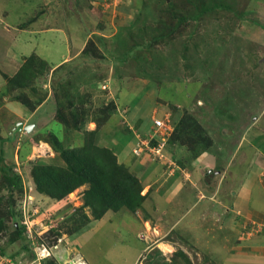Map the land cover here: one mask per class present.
Wrapping results in <instances>:
<instances>
[{
  "label": "rangeland",
  "instance_id": "374dc122",
  "mask_svg": "<svg viewBox=\"0 0 264 264\" xmlns=\"http://www.w3.org/2000/svg\"><path fill=\"white\" fill-rule=\"evenodd\" d=\"M28 71L27 86L13 85ZM156 119L166 122L163 155L126 164L146 197L136 211L96 219L89 184L61 200L37 189L34 164L65 165L51 135L69 148L95 133L98 146L133 155ZM1 151L22 181L11 187L0 171V244L23 261L35 246L26 200L37 245L54 253L47 264H264V215L200 213L202 193L227 187L225 172L250 166L254 152L264 160V0H0ZM188 183L195 193L177 197Z\"/></svg>",
  "mask_w": 264,
  "mask_h": 264
},
{
  "label": "trees",
  "instance_id": "16d2710c",
  "mask_svg": "<svg viewBox=\"0 0 264 264\" xmlns=\"http://www.w3.org/2000/svg\"><path fill=\"white\" fill-rule=\"evenodd\" d=\"M25 69L24 72L27 71ZM29 77H32L29 71L25 76L19 73L11 82L13 85L27 86ZM88 136L82 146L62 148L58 137L51 135V142L55 149L60 151L65 165L34 164L32 174L37 189L61 200L78 187L89 184L84 194L85 205L91 207L96 219L103 217L108 210L118 212L127 208L136 211L141 208L146 197L141 193L140 178L130 171L126 164L119 162L112 148L98 146L95 143V133ZM150 144L157 145L158 141L153 139ZM0 171L11 187H18L21 184L22 178L5 162L3 151L0 156ZM14 214L12 210L13 221ZM4 222L5 218L0 215V231L4 227ZM22 230L21 228L18 231L21 237Z\"/></svg>",
  "mask_w": 264,
  "mask_h": 264
},
{
  "label": "crops",
  "instance_id": "0c3cea01",
  "mask_svg": "<svg viewBox=\"0 0 264 264\" xmlns=\"http://www.w3.org/2000/svg\"><path fill=\"white\" fill-rule=\"evenodd\" d=\"M144 126H145V124H144ZM147 130L152 131L149 129H147ZM131 152H133V150H131ZM117 153H119V155H118L119 160L120 161L122 160L121 161L122 163H124V161H126L125 164H127L128 166L129 165L131 166L133 160H138V159L141 160L140 156L144 155L145 152H143L141 155H137L133 152L132 153L133 155H131L129 151H127V150L125 151V149H122V150L118 151ZM255 154H257V153L254 152L250 156L254 159L253 163L250 166L249 165L246 167L240 166L239 168H236L237 169L236 173L239 172L238 175H236V173L233 174L230 172H227V173L225 172V175H223L224 179H226V178L229 179L230 176H231V178L229 180V183L227 184V187H225V189H222L225 182L222 184L221 187H219V183L217 182V185L219 187V191L222 192V194H218V196H219V197H217L218 199L217 198H211L208 196H204L203 195L204 193L201 194L202 195L201 197H204V199L206 198V199L210 200L207 203H205L206 206L204 207V210H203V208L200 210V213H204L203 218H205V219L207 218L206 222L209 220L208 215H211V216L213 215V216H217L218 218H220V214H221L220 211H222V210H225L226 212L230 211V209H231V208H229L230 205H232V208L238 214H242L245 216L255 214L256 217H260V218H261V216L264 215V179L261 177V174H262L263 169H264V160H262L260 162L259 159L263 158V157H261V155H259V153H258V155H255ZM134 156L137 159H133ZM203 159L201 158L198 160L201 161ZM134 171L138 175L139 174L141 175V173L139 171H136L135 168H134ZM178 172L179 171L174 172V173L176 174ZM182 177H183V175H181V174L179 177L177 175H173V177H171L169 179H171V181L173 179L174 182H175V180L178 181L179 179L182 181ZM233 177L237 178L236 182L232 181ZM173 181L171 183H174ZM231 181H232V184L230 185ZM200 185L203 188H206V189L208 188V187H206L205 181H200ZM194 186L198 187V184L194 185ZM178 188H180V187H178ZM192 189H194V187L192 186V183H188V185H186V186L183 185V187H181V189H180L181 193H178L177 197L181 196L182 193H184L186 190L189 191L191 194L195 193V192H192ZM167 190L170 194L171 190L168 187H167L166 191ZM177 197H175L173 200H171L174 202L173 206H175L177 204L175 202ZM211 211H214L216 213L211 212ZM225 214H227V213H225ZM199 217H201V216L199 215ZM233 218H235V215L233 217H231L230 220H233ZM198 221H199L198 219L196 220V222H194V220H193L191 223H189V225L191 227H194V226L196 227ZM213 221L219 222L220 220L216 221V219L214 217H212V222ZM199 222H201V221H199ZM175 224L169 223V227H173V225H175ZM79 243H81V242H79ZM79 243H78V245H79Z\"/></svg>",
  "mask_w": 264,
  "mask_h": 264
},
{
  "label": "built area",
  "instance_id": "2783aa9c",
  "mask_svg": "<svg viewBox=\"0 0 264 264\" xmlns=\"http://www.w3.org/2000/svg\"><path fill=\"white\" fill-rule=\"evenodd\" d=\"M154 127H156V131H154V134L152 135L151 139L153 140V138L156 137V135L158 133H160V138L157 139L158 144L151 146L150 141L145 143V147L140 148V149H134L133 152L137 155H141L143 152H148L152 155L155 156H161L163 155V149L165 148V138L163 136L164 134V130L166 129V122L162 119H156L155 123H154ZM168 129V128H167ZM27 201H21L20 207H22L21 210V216L23 217L21 222L22 224L25 226L24 229V236L28 239L26 240H30L33 244L34 247H32L31 249L33 250L32 254H33V258L29 261H23L20 257H18L17 255H15L12 252H8L4 249V247L0 244V264H46L48 258H52L54 256H52L54 253L51 252V249L48 248L44 243H42L41 245H37L36 241H35V237L37 236V234L39 233L37 230L34 231V229L32 228L33 223L30 221L31 218V214L33 212V209L28 208L27 209ZM37 211V210H35ZM27 244L26 249L31 246L30 242H29V246L28 243L25 242ZM54 248L57 249L59 248L58 244L54 245ZM29 249V250H31ZM56 257L58 255H55ZM141 257V256H140ZM143 257V256H142ZM69 264H77L76 261H70L68 262ZM135 264H144L143 262H141V259L139 258L138 261Z\"/></svg>",
  "mask_w": 264,
  "mask_h": 264
},
{
  "label": "clouds",
  "instance_id": "9594fccd",
  "mask_svg": "<svg viewBox=\"0 0 264 264\" xmlns=\"http://www.w3.org/2000/svg\"><path fill=\"white\" fill-rule=\"evenodd\" d=\"M55 257H56V256H55ZM57 257H58V256H57ZM52 258H53V257H52ZM59 258L62 259V257H59ZM49 259H50V258H48V260H49ZM48 260H47V261H48ZM68 262H69V261L66 259V263H67V264H69ZM76 263H78V262H76ZM46 264H47V263H46Z\"/></svg>",
  "mask_w": 264,
  "mask_h": 264
},
{
  "label": "bare ground",
  "instance_id": "6f19581e",
  "mask_svg": "<svg viewBox=\"0 0 264 264\" xmlns=\"http://www.w3.org/2000/svg\"><path fill=\"white\" fill-rule=\"evenodd\" d=\"M162 247H164V246H162ZM166 247V246H165ZM166 249H168V248H166Z\"/></svg>",
  "mask_w": 264,
  "mask_h": 264
}]
</instances>
